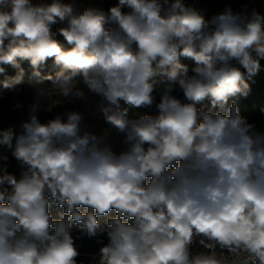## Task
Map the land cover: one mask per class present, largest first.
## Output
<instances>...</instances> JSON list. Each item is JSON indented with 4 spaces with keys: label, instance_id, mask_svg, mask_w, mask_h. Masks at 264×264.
I'll use <instances>...</instances> for the list:
<instances>
[{
    "label": "clouds",
    "instance_id": "9594fccd",
    "mask_svg": "<svg viewBox=\"0 0 264 264\" xmlns=\"http://www.w3.org/2000/svg\"><path fill=\"white\" fill-rule=\"evenodd\" d=\"M250 3L0 0V264H264Z\"/></svg>",
    "mask_w": 264,
    "mask_h": 264
},
{
    "label": "trees",
    "instance_id": "16d2710c",
    "mask_svg": "<svg viewBox=\"0 0 264 264\" xmlns=\"http://www.w3.org/2000/svg\"><path fill=\"white\" fill-rule=\"evenodd\" d=\"M206 3L207 11L216 12L222 9L223 6L217 5L214 0H204ZM97 4L101 7L107 9L109 6L114 4V2H109L106 0H101ZM84 7L81 5L80 9ZM8 74H14V70L10 67L7 69ZM252 85V92L247 98H241L239 100V106L242 115L246 116L249 122L256 124L257 129L264 131V113L259 111L260 107L264 105V61H262L261 72L253 78L250 82ZM14 96L10 93H6L3 98H0V126H7L10 123H18L20 119L24 117V113H10L11 106L14 100ZM46 115V114H45ZM42 118L43 115H42ZM10 171L16 172L18 174V168L15 162H12L10 166ZM79 243V242H78ZM97 250V245L91 241H84L82 246V252H92Z\"/></svg>",
    "mask_w": 264,
    "mask_h": 264
},
{
    "label": "built area",
    "instance_id": "2783aa9c",
    "mask_svg": "<svg viewBox=\"0 0 264 264\" xmlns=\"http://www.w3.org/2000/svg\"><path fill=\"white\" fill-rule=\"evenodd\" d=\"M83 1H91L94 4H96L98 7H101L100 4H97L101 0H79V4H82ZM106 1L115 3V0H106ZM187 2L193 4L196 7L198 6L206 7V3L204 0H187ZM214 2L219 6H224V4L228 2L238 3L239 5L241 2H244V0H214ZM250 7H255L257 10L264 13V2L258 3L256 0H251ZM206 10H208L207 7H206ZM211 13H214V12H211Z\"/></svg>",
    "mask_w": 264,
    "mask_h": 264
},
{
    "label": "rangeland",
    "instance_id": "374dc122",
    "mask_svg": "<svg viewBox=\"0 0 264 264\" xmlns=\"http://www.w3.org/2000/svg\"><path fill=\"white\" fill-rule=\"evenodd\" d=\"M256 1H257L258 3H262V2H264V0H256ZM94 6L98 7L96 4H94ZM23 88H24V94H23L21 97H18V98L21 99L23 102L27 103L28 100H30V95H29V93H30L31 85L28 84V83H26V84L23 86ZM14 98L16 99L17 97H14ZM57 111H60V109H57ZM112 140H113L114 144L118 145L119 140H118V137H116L114 133H113V135H112Z\"/></svg>",
    "mask_w": 264,
    "mask_h": 264
},
{
    "label": "bare ground",
    "instance_id": "6f19581e",
    "mask_svg": "<svg viewBox=\"0 0 264 264\" xmlns=\"http://www.w3.org/2000/svg\"><path fill=\"white\" fill-rule=\"evenodd\" d=\"M116 2V0H115ZM234 7H238V3H232ZM83 6V7H88V6H94V3L91 2V1H83L82 4H79V7L80 6ZM198 8H202V9H206L205 6H198Z\"/></svg>",
    "mask_w": 264,
    "mask_h": 264
}]
</instances>
